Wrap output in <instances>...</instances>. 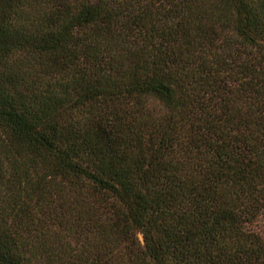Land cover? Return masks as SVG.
I'll return each mask as SVG.
<instances>
[{"label": "trees", "instance_id": "16d2710c", "mask_svg": "<svg viewBox=\"0 0 264 264\" xmlns=\"http://www.w3.org/2000/svg\"><path fill=\"white\" fill-rule=\"evenodd\" d=\"M0 264H264V0H0Z\"/></svg>", "mask_w": 264, "mask_h": 264}]
</instances>
